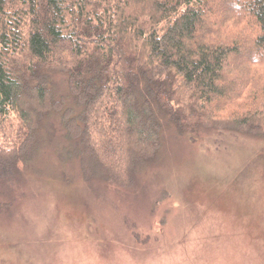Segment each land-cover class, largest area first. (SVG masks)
I'll return each instance as SVG.
<instances>
[{
	"label": "trees",
	"instance_id": "trees-1",
	"mask_svg": "<svg viewBox=\"0 0 264 264\" xmlns=\"http://www.w3.org/2000/svg\"><path fill=\"white\" fill-rule=\"evenodd\" d=\"M49 70L83 105L63 117L83 177L130 187L160 147L158 111L181 133L264 136V0H0V172L64 107Z\"/></svg>",
	"mask_w": 264,
	"mask_h": 264
},
{
	"label": "rangeland",
	"instance_id": "rangeland-1",
	"mask_svg": "<svg viewBox=\"0 0 264 264\" xmlns=\"http://www.w3.org/2000/svg\"><path fill=\"white\" fill-rule=\"evenodd\" d=\"M48 72L64 107L42 118L33 158L0 172V264H264V136L181 133L158 111L160 147L130 187L86 180L63 124L83 105Z\"/></svg>",
	"mask_w": 264,
	"mask_h": 264
}]
</instances>
